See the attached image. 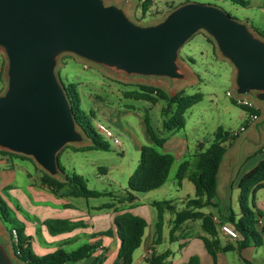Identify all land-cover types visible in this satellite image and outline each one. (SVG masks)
Wrapping results in <instances>:
<instances>
[{"label": "water", "instance_id": "water-1", "mask_svg": "<svg viewBox=\"0 0 264 264\" xmlns=\"http://www.w3.org/2000/svg\"><path fill=\"white\" fill-rule=\"evenodd\" d=\"M198 31L233 68L234 94L264 102V37L216 5L186 1L142 24L104 0H0L6 60L0 149L28 156L62 179L59 151L84 144L87 136L55 71L58 56L70 53L127 77L186 79L178 51ZM263 123L264 117L256 128ZM17 259L0 235V264Z\"/></svg>", "mask_w": 264, "mask_h": 264}, {"label": "rangeland", "instance_id": "rangeland-1", "mask_svg": "<svg viewBox=\"0 0 264 264\" xmlns=\"http://www.w3.org/2000/svg\"><path fill=\"white\" fill-rule=\"evenodd\" d=\"M108 1L104 0L105 3ZM119 1L126 10L127 16L142 24L155 23L161 20L167 13L170 4L178 5L186 1L212 4L222 8L231 17L246 21L251 30L264 34V0H243L247 2L246 5L235 3L232 0H151L150 11L144 19H141V11L138 7L139 0ZM206 36L203 31L196 32L178 51V59L185 62H187V57L193 59V63H188L200 78L196 84H194L195 80L188 82L185 86V92H201L203 94L202 100L194 104L192 108L187 109L184 114L186 121L184 131L188 138H193L204 131L211 132L218 126L222 128L238 126L242 121L239 115L243 110L232 104L230 97L226 95V91L233 92L230 80L232 68L219 55L214 44L210 43ZM5 68V56L0 49V93L4 91L6 86ZM55 71L63 83L77 84L82 108L86 111L92 110L95 114L94 117L89 118L92 128L98 133L100 139L108 144V150L80 152H74L70 150L71 148L64 147L59 154L60 164L66 171L83 175L89 187L96 186V188L112 191L117 195L124 193L127 187L128 174L136 167L139 160V151L136 149L135 143L142 139L140 118L147 115L150 124L160 136H165L167 131L162 130L161 127V108L165 105L164 100H159L155 105H152L144 100L125 98L123 91L138 83L151 84L166 89L165 84L159 80L161 78L123 76L113 68L93 64L70 53H63L58 56ZM192 83L194 86H189ZM165 91L170 92L168 89ZM257 103L259 116L262 113L264 117V102L262 104ZM119 109L122 111L128 109L131 112L121 116L117 112ZM97 123L108 127L112 134L118 138L120 144H115L111 138L104 136L96 127ZM244 134L246 132H242L240 137L242 138ZM237 148H240V153L243 155L245 150L240 147L239 140L235 141L232 149L234 151ZM102 168H106V172ZM41 171L42 169L32 158L30 160L22 159L0 153V188L5 181L13 179L10 184L14 194L8 193V191L4 193L10 207L16 201L12 198L18 200V193L20 192L30 195V197L33 196V192L36 191L35 184L39 183ZM175 173L176 167L173 166L159 190H154L149 194L139 193V195H149L150 198L157 200L174 199L179 189ZM97 176L101 180H98ZM183 190L185 192L186 187H183ZM80 199L77 201H84V198ZM103 199L105 200L106 197L89 198L88 200L99 202ZM35 202L41 205H51L49 199L42 197H39V200ZM220 220H222L221 217ZM0 235L8 246L9 252L12 253L8 228L1 220ZM262 239L263 244L256 246V253L252 255L257 260L264 258V233H262ZM235 255V252L228 253V256L233 259H235ZM257 264L262 263L258 262Z\"/></svg>", "mask_w": 264, "mask_h": 264}, {"label": "trees", "instance_id": "trees-1", "mask_svg": "<svg viewBox=\"0 0 264 264\" xmlns=\"http://www.w3.org/2000/svg\"><path fill=\"white\" fill-rule=\"evenodd\" d=\"M232 1L242 5L247 4V2L243 0ZM139 2L138 7L141 11V19H144L150 11L152 1L139 0ZM175 6V4H170L168 10ZM260 35L264 37V34ZM206 38L213 44V41L208 36H206ZM186 60L189 63L194 62L190 57H187ZM64 85L76 121L86 132V136L90 141L88 145L74 146L67 144L64 147H69L73 151L108 150V144L100 139L98 133L91 126L89 118L95 116L94 112L92 110L86 111L81 106V98L77 89V84L70 82L64 83ZM123 97L144 100L152 105H155L159 100H164L165 105L161 108V126L163 130L170 132L184 127V114L186 110L201 101L203 94L201 92L186 93L185 90L181 89L169 95L161 87L138 83L134 87L124 90ZM230 101L246 112V114L252 112L259 114V108L253 110L245 106L237 105L233 98H230ZM143 120L151 144H143L141 146L138 163L127 179V187L124 193L117 195L112 192L90 188L82 175L72 171H66L59 162V154L64 147L58 153V166L63 174L62 179L52 177L42 170L39 177V184L56 197L72 196L87 199L110 196L116 197L118 203L132 202L136 198V194L146 193L162 186L168 176L170 166L173 163V156L170 153H162L158 150L165 142L166 136H160L158 131L154 130L147 115L144 116ZM236 137L237 136L230 135L229 131L224 130L221 126L215 129L211 142L197 153L195 170L189 176V180L194 187V195L185 202V205L181 209H176L168 200L151 202V206L155 207L158 212V233L161 229V213L163 210H168L173 215L172 231L184 221L198 220L200 229L204 233L201 239L207 252L214 261L217 251H227L232 247L229 245L221 248L219 247V241L214 238L217 234L216 222L213 218L214 213L211 211L204 212V208H217L222 221L229 224L236 231V246L233 247V249L240 252L241 249L248 246H260L263 244L262 233H264V226L259 230L257 229L258 220L263 215V212L255 205L254 193L264 182V159L259 160L252 170L242 176L238 185L237 211H234L230 205H223V208H221V206L216 205L214 201L217 197L216 185L219 164L227 148ZM262 152L264 153V151ZM0 153L30 160L27 156L6 150H0ZM186 164L185 161L180 163L176 171L175 176L178 183L182 179ZM102 170L105 171L106 168H102ZM4 193L5 189L0 191V220L8 228L9 235L11 230H14L16 233L15 241L11 237L10 238L13 252L20 261L26 264H64L68 262H77L88 257L96 247V242H87L80 244L72 250L59 248L44 255L36 254L32 250L29 236L25 233L24 223L17 219L14 209L7 203ZM106 205H110V203ZM113 222L119 238L117 251L118 260L115 264H132V254L141 243L147 221L142 216L133 214L129 211H122L114 217ZM43 224L50 234H55L70 230L75 223L66 219L48 218L43 221ZM168 256V251L156 254L150 253V255L145 258L144 264H164ZM240 258L242 264H252L243 257ZM180 264H199V260L198 257L194 255L191 256L187 262Z\"/></svg>", "mask_w": 264, "mask_h": 264}, {"label": "crops", "instance_id": "crops-1", "mask_svg": "<svg viewBox=\"0 0 264 264\" xmlns=\"http://www.w3.org/2000/svg\"><path fill=\"white\" fill-rule=\"evenodd\" d=\"M108 3L121 5L119 0H109ZM123 10L126 13L124 7ZM180 65L183 71L189 75L188 78L176 79L173 81H168L165 78L159 79L165 84L166 89L170 90V92H168L169 95H172L181 89L185 90V86L188 82L195 80L194 84H196L198 83V80H200L195 70L188 62L180 60ZM230 76L231 90H233V68L231 69ZM189 86L193 87L194 85L192 83L189 84ZM259 103L262 104V102ZM192 107L193 106L190 108ZM117 112L120 113L121 116H124L131 111L128 109L123 111L122 109H119ZM239 117L242 121L238 126H228L223 129L228 131L238 129L246 122V112L242 111ZM262 117L261 113L256 121H259ZM143 119L144 116L140 118L142 139H139L135 143V147L138 151L143 144H151ZM255 122L248 124L243 131L236 135L237 137L227 148L219 164L216 185L217 197L214 201L216 205H220L221 208H223V205H230L234 211H237V199L239 194L238 185L242 176L252 170L259 160L264 159V153L262 152L264 149V123L257 129ZM185 126L186 121L184 127L181 128L183 131H180L181 129H179L167 132L165 135V142L158 148L160 152L170 153L173 156V163L170 166L169 171L173 166L176 167L177 171L180 163L184 161L187 163L182 179L177 183L179 186L177 196L174 199L168 200L176 209H181L185 205V202L193 197L194 187L189 180V176L195 170L197 153L211 142L213 132L215 131H204L198 133L193 138H188L184 131ZM242 132H246V134L241 138L240 135ZM237 140H239L240 147H243L245 150L243 155L240 153V148H237L234 151L232 149ZM88 144H90V141L87 138L84 144L74 146ZM261 146L263 147L259 149ZM104 172H106V170ZM130 174L131 172H129L128 177ZM96 178L101 180L98 176ZM12 180L13 179H8L5 181L0 188V191L5 189L6 192L8 191V193L14 194V190L13 188L11 189L12 186L10 184ZM86 184L88 185L87 181ZM35 185L36 191L33 192L32 197L20 192L18 193V200L12 198V200H16L14 201L16 205H13L12 208L15 211L17 219L24 223L25 233L29 236L32 250L36 254L44 255L59 248L72 250L80 244L96 242V247L88 257L77 262H68L64 264H115L118 260L117 251L119 238L113 221L114 217L122 211H129L133 214L142 216L147 221V225L144 228L141 238V243L132 254V264H144L145 258L149 256L150 253L156 254L164 251L169 252V256L164 264L185 263L194 255L198 257L199 264H242L240 257L250 261L252 264H257L258 262L264 264V258L257 260L252 256L256 253V246H248L241 249L240 252L233 249V247L236 246V240L230 239L219 231L218 222L222 220H220L221 216L218 213L217 208H206L203 209V211H211L214 213L217 229V234L214 238L219 241V247L221 248L229 245L232 248L227 251H217L216 259L214 261L207 252L201 239V236L204 235V233L200 229V223L198 220L184 221L172 231L173 215L170 211L163 210L161 213V229L159 233L157 232L158 212L155 207L151 206V202L157 201V199H152L149 195L143 196L138 193L136 194V198L128 203H118L116 197L110 196H101V198L106 197V199L99 202L89 201V198H84V201L79 202L77 200H81L80 198L83 197H56L50 194L46 188L39 183ZM162 186L154 190H159ZM183 187H186L185 192ZM90 188L107 191L105 189L96 188V186H90ZM154 190L146 192L145 194L154 192ZM38 196L49 199L51 205H41L38 202H35L36 200H39ZM254 202L256 207L263 212V215L259 218L257 224V229L259 230L264 226V182L260 188L256 189L254 193ZM108 203H110V205H106ZM48 218L66 219L75 224L70 230L50 234L46 226L43 224V221ZM229 252H235V259L228 256ZM11 255H14L13 249ZM16 261L17 264H26L19 259Z\"/></svg>", "mask_w": 264, "mask_h": 264}, {"label": "built area", "instance_id": "built-area-1", "mask_svg": "<svg viewBox=\"0 0 264 264\" xmlns=\"http://www.w3.org/2000/svg\"><path fill=\"white\" fill-rule=\"evenodd\" d=\"M226 95L229 96L230 98H233L237 105L245 106L248 109H253V110H256L259 108L258 103L248 96H236L234 94V92H231V91H226ZM246 115H247L246 122L243 125H241L238 129L229 131L230 135H233V136L238 135L241 131H243L246 128V126L248 124L255 122L259 118V114H257L256 112H252V113H249ZM96 127L104 136L111 138L113 143L118 144V145L120 144L118 138L112 134L111 130L108 127L104 126L101 123H97ZM263 151H264V149H263ZM204 209H206V208H204ZM213 218L215 220V217H213ZM218 228H219V231L223 235L229 237L232 240L237 239L236 231L229 224L223 223V222H218ZM9 236L14 241L16 240V233L14 230H11V233Z\"/></svg>", "mask_w": 264, "mask_h": 264}]
</instances>
